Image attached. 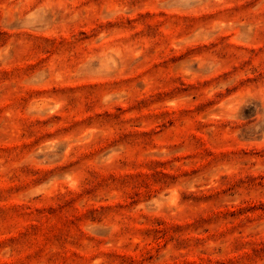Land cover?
<instances>
[{"label": "rangeland", "instance_id": "rangeland-1", "mask_svg": "<svg viewBox=\"0 0 264 264\" xmlns=\"http://www.w3.org/2000/svg\"><path fill=\"white\" fill-rule=\"evenodd\" d=\"M0 264H264V0H0Z\"/></svg>", "mask_w": 264, "mask_h": 264}]
</instances>
